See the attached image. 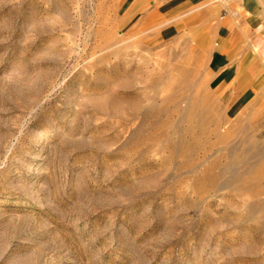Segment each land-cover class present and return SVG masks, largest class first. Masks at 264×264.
<instances>
[{"label": "rangeland", "instance_id": "obj_1", "mask_svg": "<svg viewBox=\"0 0 264 264\" xmlns=\"http://www.w3.org/2000/svg\"><path fill=\"white\" fill-rule=\"evenodd\" d=\"M166 1L0 0V264H264L260 106L193 18L234 9Z\"/></svg>", "mask_w": 264, "mask_h": 264}, {"label": "crops", "instance_id": "obj_2", "mask_svg": "<svg viewBox=\"0 0 264 264\" xmlns=\"http://www.w3.org/2000/svg\"><path fill=\"white\" fill-rule=\"evenodd\" d=\"M204 1L168 0L165 13L184 11ZM228 3L234 9L232 15L225 11L218 20L210 11H197L193 18L203 21L199 22L198 31L204 30L205 20L212 19L211 37L217 40L213 47L209 46L211 37L198 32V42L206 45L202 51L210 70V82L228 86V100L234 105L233 109L237 112L244 103L247 115L249 107L259 104L256 122L264 145V0H229ZM234 18L240 21L239 26L233 22ZM237 115H242L241 111Z\"/></svg>", "mask_w": 264, "mask_h": 264}]
</instances>
